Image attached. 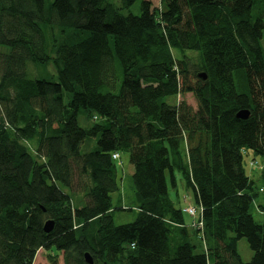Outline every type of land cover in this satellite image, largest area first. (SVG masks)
I'll return each mask as SVG.
<instances>
[{"label":"trees","instance_id":"16d2710c","mask_svg":"<svg viewBox=\"0 0 264 264\" xmlns=\"http://www.w3.org/2000/svg\"><path fill=\"white\" fill-rule=\"evenodd\" d=\"M137 1L0 0V264L40 250L52 264H264L251 214L264 187L244 167L264 158V0H143L126 14ZM82 111L96 122L81 127ZM121 152L138 206L116 225ZM176 170L199 218L169 196Z\"/></svg>","mask_w":264,"mask_h":264},{"label":"rangeland","instance_id":"374dc122","mask_svg":"<svg viewBox=\"0 0 264 264\" xmlns=\"http://www.w3.org/2000/svg\"><path fill=\"white\" fill-rule=\"evenodd\" d=\"M112 1L115 2L116 4L120 3V0H112ZM142 1L143 0H138L135 3V5L129 11H125V13L140 15ZM152 1L155 7H157L160 4V0H152ZM262 47L264 50V40L262 41ZM29 68H31V64H29ZM48 69L51 70L52 67H49ZM51 72L53 73V71ZM185 99L189 104L197 108L196 100L191 94L186 95ZM68 100H69V95L66 94L65 101L68 102ZM175 100H176L175 98H170L169 102H175ZM78 122L81 127H89L91 124H94L96 121L88 119L86 113L82 111L78 116ZM96 148H97V141L96 139L92 138L89 139L85 145H83L82 152L85 153L89 150L93 151ZM253 161L256 162L255 167L251 166V162ZM117 163L119 166L118 167L119 191L111 195L112 209H113L115 224L124 225V224L132 223L136 220L138 202L136 199L135 188L132 182V176H130L129 170L124 169V168H133L130 163V154L128 152H121L120 159L117 161ZM263 164H264V158H262L261 156H255L254 154L249 153L244 157V167L246 169V172L251 176L255 174L254 181L256 182V188L258 191L264 187L263 182L260 180L258 176L261 171L259 167L262 166ZM175 177H176V186H173L168 174L169 196L171 200L175 203V206L178 208H184V207L196 208L197 209L196 218H198L200 214V208L194 199L193 191L186 186V182L183 179L180 171L178 170L175 171ZM260 206H263V208H260ZM251 214L253 215L254 219L257 222L264 224V192H261L260 195L254 201L251 207ZM185 218L187 222L189 223L192 222V218H190L188 215H186ZM238 253L241 256L242 261L245 263L249 262L252 259L253 252L246 239H242L239 241ZM49 254L55 256V252H46L44 250H40L35 259L34 264H52L51 259L48 257ZM57 262H58L57 264H64L62 254L59 255Z\"/></svg>","mask_w":264,"mask_h":264},{"label":"water","instance_id":"95a60500","mask_svg":"<svg viewBox=\"0 0 264 264\" xmlns=\"http://www.w3.org/2000/svg\"><path fill=\"white\" fill-rule=\"evenodd\" d=\"M199 77L203 78L204 80L207 78L206 74H199ZM248 117H249V112L247 111H241L240 113H238V118L242 120H246L248 119ZM52 229H53V222L51 221L47 222V224L45 225V232L49 233L52 231ZM85 258L88 264H94L92 258L88 254L85 256Z\"/></svg>","mask_w":264,"mask_h":264},{"label":"built area","instance_id":"2783aa9c","mask_svg":"<svg viewBox=\"0 0 264 264\" xmlns=\"http://www.w3.org/2000/svg\"><path fill=\"white\" fill-rule=\"evenodd\" d=\"M113 159L115 161H118L120 159V155L119 154H114L113 155ZM184 213L189 214L192 217H196L197 216V209H195L193 207H189V208L184 209ZM199 217H200V214H199ZM200 225H201V222H200Z\"/></svg>","mask_w":264,"mask_h":264},{"label":"crops","instance_id":"0c3cea01","mask_svg":"<svg viewBox=\"0 0 264 264\" xmlns=\"http://www.w3.org/2000/svg\"><path fill=\"white\" fill-rule=\"evenodd\" d=\"M124 169H127V170H129V174H130V176H132L133 175V173H134V170H133V168H124ZM123 169V170H124ZM187 223H189V222H187Z\"/></svg>","mask_w":264,"mask_h":264}]
</instances>
